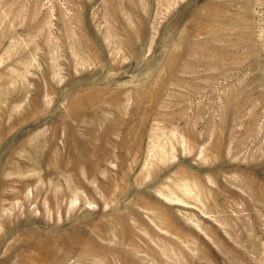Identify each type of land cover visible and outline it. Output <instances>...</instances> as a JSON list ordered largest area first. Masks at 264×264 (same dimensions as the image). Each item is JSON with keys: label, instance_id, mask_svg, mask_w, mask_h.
Listing matches in <instances>:
<instances>
[{"label": "rangeland", "instance_id": "1", "mask_svg": "<svg viewBox=\"0 0 264 264\" xmlns=\"http://www.w3.org/2000/svg\"><path fill=\"white\" fill-rule=\"evenodd\" d=\"M0 264H264V0H0Z\"/></svg>", "mask_w": 264, "mask_h": 264}]
</instances>
